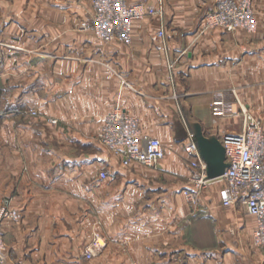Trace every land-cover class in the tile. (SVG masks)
I'll return each mask as SVG.
<instances>
[{
    "label": "crops",
    "instance_id": "0c3cea01",
    "mask_svg": "<svg viewBox=\"0 0 264 264\" xmlns=\"http://www.w3.org/2000/svg\"><path fill=\"white\" fill-rule=\"evenodd\" d=\"M218 2L166 0L163 17L133 21L124 44L80 29L91 0H0V200L21 213L3 225L5 264H264L256 219L223 205L224 182L195 207L185 196L188 134L216 174L227 164L221 136L241 130L242 107L264 126V0H252V32L202 31ZM217 93L232 116L212 114ZM118 101L161 140L157 166H122L97 143ZM96 228L108 245L84 261Z\"/></svg>",
    "mask_w": 264,
    "mask_h": 264
},
{
    "label": "built area",
    "instance_id": "2783aa9c",
    "mask_svg": "<svg viewBox=\"0 0 264 264\" xmlns=\"http://www.w3.org/2000/svg\"><path fill=\"white\" fill-rule=\"evenodd\" d=\"M166 0L129 3L127 0H91V10L80 23V29L92 32L102 42H131L133 21L148 17L162 18ZM219 28L226 32L244 30L252 32L256 20L252 0H219L215 9L204 19L202 31ZM158 36L164 31L159 30ZM1 65V57H0ZM173 68V63L169 64ZM214 117L232 116V108L225 101L223 93H217L211 103ZM242 128L239 132L226 133L221 136L227 167L217 177L209 178L207 164L200 156L196 139L188 134L183 151L190 167L189 182L191 188L185 190L188 202L193 206L198 195L214 182H224L220 191L223 205L240 203L248 215L256 219L253 243L264 250V126L248 108L242 107ZM37 115L35 108L26 111ZM55 123V120L51 121ZM97 143L117 157L122 166L136 162L155 167L164 158V146L160 139L142 132L137 117L129 114L120 104L106 114L101 128L96 134ZM109 171L99 172V179H106ZM5 222L20 224L21 213L4 204L0 207V264H5V241L3 225ZM108 239L96 228L89 241L84 245L82 259L90 261L103 253ZM122 264H138L130 261Z\"/></svg>",
    "mask_w": 264,
    "mask_h": 264
},
{
    "label": "water",
    "instance_id": "95a60500",
    "mask_svg": "<svg viewBox=\"0 0 264 264\" xmlns=\"http://www.w3.org/2000/svg\"><path fill=\"white\" fill-rule=\"evenodd\" d=\"M196 143H197V140H196ZM197 146H198V143H197ZM219 147H220L221 151L223 152V154H224V159H225V152H224V148L222 147L221 143H220ZM200 156H201V155H200ZM201 157H202V156H201ZM202 159H203V160L206 162V164H207V175H208L209 178H214V177L220 176V175L224 172L225 168L227 167V164H226V166L223 167V169H222L219 173L211 174V173H210V165H209L208 161H207L204 157H202Z\"/></svg>",
    "mask_w": 264,
    "mask_h": 264
},
{
    "label": "rangeland",
    "instance_id": "374dc122",
    "mask_svg": "<svg viewBox=\"0 0 264 264\" xmlns=\"http://www.w3.org/2000/svg\"><path fill=\"white\" fill-rule=\"evenodd\" d=\"M29 109L30 108H28V110ZM6 110H7V108L4 106V103H3V100H2V97H1V93H0V129L2 128V121H3L2 119H3V115H5V113H6ZM3 199L4 198H2V200H0V205L3 204ZM193 207H195V206H193Z\"/></svg>",
    "mask_w": 264,
    "mask_h": 264
}]
</instances>
